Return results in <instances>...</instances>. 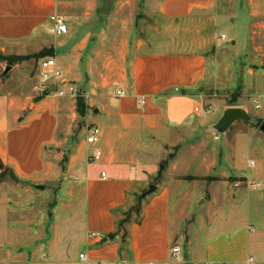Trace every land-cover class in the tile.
Returning a JSON list of instances; mask_svg holds the SVG:
<instances>
[{
    "label": "crops",
    "instance_id": "1",
    "mask_svg": "<svg viewBox=\"0 0 264 264\" xmlns=\"http://www.w3.org/2000/svg\"><path fill=\"white\" fill-rule=\"evenodd\" d=\"M70 1L0 0V52L52 50L64 79L86 97L82 112L77 98L40 96L33 77L22 71L28 60L3 65L0 174L8 170L25 183L49 184L58 196L55 213L82 211L80 227L73 224L81 234L74 239L90 259L84 262L71 251L73 258L63 264L198 260L196 234L187 229L183 235L184 224L195 222L188 201L198 188L208 216L201 220L207 225L201 248L207 264H264V163L247 168V134L264 131V0H140L146 16L139 33L115 39L114 53L102 60L94 59L90 46L104 44L110 26L78 24ZM117 7L134 12L136 0H119ZM52 15L65 20L66 34L53 32ZM227 25L238 26L231 48L224 46ZM211 56L212 90H246L237 104L206 97ZM252 105L255 121L238 120L223 134L225 155L213 126L226 108L250 112ZM92 125L101 129L96 144L87 141ZM96 149L102 158L90 162ZM160 162L165 168L158 177ZM150 184L156 191L140 201ZM138 203L141 212L133 213L140 220L126 225L129 248L122 251L120 239L107 236ZM8 235V218L0 216V238ZM174 246L181 248L179 259L172 255ZM9 254L0 246V264L11 263Z\"/></svg>",
    "mask_w": 264,
    "mask_h": 264
},
{
    "label": "rangeland",
    "instance_id": "2",
    "mask_svg": "<svg viewBox=\"0 0 264 264\" xmlns=\"http://www.w3.org/2000/svg\"><path fill=\"white\" fill-rule=\"evenodd\" d=\"M118 1L119 0L70 1V6H74L73 12L76 14V21L78 24L86 22L89 23V25L91 24L90 26L96 27L97 24L100 25L101 21H105L107 26H110V28L106 29V36H108L106 42L98 46H90L91 50L92 48L95 49L93 53L94 59L99 58L102 60L103 58H110L114 53L112 50V43L115 39L118 37H120V39H125L126 37L128 38L129 34L133 35L135 32L138 34L140 31L138 26L143 21V17L146 16L140 10V0H136V11L134 12L129 10L119 12V8L117 7ZM86 11H89L87 15L85 14ZM125 22L129 24L127 25L129 28H126ZM111 26L115 27L111 28ZM237 27V25H227L224 31L228 33L229 37L224 41L225 47L231 48L233 46L230 37L237 30ZM239 31V35L242 34V31ZM80 33L81 31L77 33V36H79ZM97 49L101 50L100 55H97ZM10 52L11 51H7L5 54L0 52V78L3 73V65L8 64L7 60H4L3 57L9 56ZM91 54L92 53L89 55ZM48 56L55 57L54 54H49ZM39 59L40 58L29 59L25 64V68L22 69L29 77H33L34 84L36 80L37 61ZM238 59H244V57H238ZM251 59L252 58L249 60ZM212 62L213 59L211 56L209 59L210 79L208 85L205 87L206 97L211 100L212 97L217 98L220 103L228 105L237 104L242 95H247V91L241 90V88L235 91L229 90L227 93L224 91L220 93L217 89L212 90ZM239 68L238 73L241 72V65H239ZM243 72H245V69ZM79 89L81 90V87H79ZM84 98L86 100L85 96ZM249 113L255 115L253 105ZM255 132L256 133L247 134L250 138L249 150L247 151L249 161L247 168L250 167L253 169L264 163V131L258 130ZM81 137L82 139L86 138V134H82ZM219 138L220 142H222V150L224 154L227 155L229 146L226 143V137L222 134ZM210 139L212 142V137ZM161 165L162 162L159 163L158 170L161 169ZM254 184L257 185V182H254ZM260 185H264V182H260ZM36 186L37 185L20 181L8 170L4 171L0 178V216H6V218H8L9 235L8 239L0 238V246L10 251V264H63L73 258V255L70 254L71 251L78 256L84 248L82 242H76V239H74L78 238L81 232L73 228V224H77L78 227H80L81 223L78 220L81 218L79 215L82 214V211L77 214L78 216H70L65 210L55 213L54 209L58 203V196L55 194V190L52 189L49 184L47 186L43 185V189H39ZM195 191V194L188 201L190 213L192 212L195 215L189 217H194L195 222H193L189 228L187 223L184 224L183 235L186 236V230L188 229L197 236L195 244L197 246L198 260L190 262V264H207V258L204 253L201 252V248L204 247L206 243L204 232L207 225H201V220L206 221L208 218V216H205L206 203L200 204L204 199L203 197L200 199L197 194L201 191L200 188ZM56 210H59V207L56 208ZM138 217L139 216L133 213L132 219L136 220ZM71 220L75 221L72 222ZM68 222H70V224H68ZM208 230L212 233V227H209ZM184 259L185 255L183 253V255H181V261L183 262Z\"/></svg>",
    "mask_w": 264,
    "mask_h": 264
},
{
    "label": "built area",
    "instance_id": "3",
    "mask_svg": "<svg viewBox=\"0 0 264 264\" xmlns=\"http://www.w3.org/2000/svg\"><path fill=\"white\" fill-rule=\"evenodd\" d=\"M51 20L54 23L53 32L58 35H63L68 32V25L65 20L58 15H52ZM220 37L225 39L227 35L222 33ZM35 91L39 93L40 96H70L72 98H78L82 96L80 89L73 83L67 82L64 79L63 72L58 67V63L56 57L47 56L40 58L37 61V69H36V80H35ZM125 90L121 89L118 91V95H125ZM85 96V95H83ZM145 99L141 100V103L144 104ZM259 103H257V107H259ZM101 129L97 125L89 126L87 141L90 144H96L100 140ZM103 152L100 149H96L92 154L89 155L88 160L90 162H96L102 158ZM103 176L106 175L105 172L102 173ZM91 237L100 238L99 233H91ZM181 254V248L179 246H174L172 248V255L179 259ZM80 259L84 262L89 261V256L86 252L80 254Z\"/></svg>",
    "mask_w": 264,
    "mask_h": 264
},
{
    "label": "trees",
    "instance_id": "4",
    "mask_svg": "<svg viewBox=\"0 0 264 264\" xmlns=\"http://www.w3.org/2000/svg\"><path fill=\"white\" fill-rule=\"evenodd\" d=\"M54 54L52 50L44 49L41 52L34 54V55H9L4 56V60H7L9 65H13L18 62L26 61L32 58H41L48 55ZM78 99V108L84 112L85 110V98L84 96H80ZM4 172L0 174V178L3 175ZM133 212L140 213L141 212V204H136L133 208H131L129 211L125 213V216L118 222L117 230L113 233L108 234L107 238L114 240L119 238L120 242L122 244V251H126L129 248V231L126 228V225L131 222L132 220V214ZM140 219H136V221H139Z\"/></svg>",
    "mask_w": 264,
    "mask_h": 264
},
{
    "label": "water",
    "instance_id": "5",
    "mask_svg": "<svg viewBox=\"0 0 264 264\" xmlns=\"http://www.w3.org/2000/svg\"><path fill=\"white\" fill-rule=\"evenodd\" d=\"M238 120L251 121V122L255 121L254 117L245 108L239 106L228 107L224 110V113L221 116V118L218 120V122L213 126L215 136L219 138L220 135L226 133L232 127V125ZM164 168L165 165L162 164L161 169L158 173V177L161 176ZM36 187L39 189L44 188L43 185H37ZM156 188L157 186L155 184H150L149 188L141 194L139 200L142 201L143 198L155 192Z\"/></svg>",
    "mask_w": 264,
    "mask_h": 264
}]
</instances>
